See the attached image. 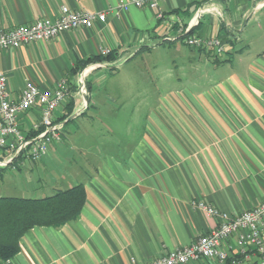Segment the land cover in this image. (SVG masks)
Listing matches in <instances>:
<instances>
[{"label": "crops", "instance_id": "obj_1", "mask_svg": "<svg viewBox=\"0 0 264 264\" xmlns=\"http://www.w3.org/2000/svg\"><path fill=\"white\" fill-rule=\"evenodd\" d=\"M121 1L0 0V30L53 18L62 6L107 11L104 24L0 51L12 100L26 82L46 89L65 79L70 88V98L54 113L59 120L71 112L61 141L39 161L17 160L12 170L23 171L29 183L36 175L37 198L78 184L85 190L77 219L59 228H31L3 264H144L217 226L193 202L235 216L264 201V0H164L153 9L130 7L117 19L109 9ZM188 36L218 38L223 56L189 47ZM177 42L206 69L204 83L187 87L185 98L175 90L160 93L139 121L142 91L117 92L106 72ZM105 51H115L116 60L74 73ZM128 111L131 118L122 116ZM38 119V108L20 116L22 131ZM5 175L0 170V179ZM12 179L5 178L10 188L16 186ZM229 246L227 241L222 249ZM243 264H259V257L250 254Z\"/></svg>", "mask_w": 264, "mask_h": 264}, {"label": "built area", "instance_id": "obj_2", "mask_svg": "<svg viewBox=\"0 0 264 264\" xmlns=\"http://www.w3.org/2000/svg\"><path fill=\"white\" fill-rule=\"evenodd\" d=\"M164 0H126L109 9L118 19L120 12L136 8H156ZM108 10V11H109ZM107 22V11H77L67 6L60 7L53 18H41L36 21L8 30H0V51L17 49L23 45L50 41L62 32L78 29H90L95 23ZM186 44L196 49H214L221 55L224 46L218 38H199L188 36ZM110 51L103 52L107 55ZM80 91L83 89V73L80 77ZM70 98L68 82L58 81L53 88H40L32 82H26L17 101L10 98L5 74L0 70V167L15 168V162L26 159L39 161L48 152L53 143L61 141L63 124L54 117L55 111ZM38 108L39 119L24 133L19 117ZM193 205L207 217L218 220L216 227L198 237L192 244L170 251L144 264H189L205 261V264H243L250 254L259 257L264 264V201L258 206L244 210L235 216L220 212L204 201ZM229 241L228 250L222 249ZM231 251V254L228 252Z\"/></svg>", "mask_w": 264, "mask_h": 264}, {"label": "rangeland", "instance_id": "obj_3", "mask_svg": "<svg viewBox=\"0 0 264 264\" xmlns=\"http://www.w3.org/2000/svg\"><path fill=\"white\" fill-rule=\"evenodd\" d=\"M190 51L189 47L181 42H177L170 46L159 45L152 47L148 51L139 53L130 63H120L117 61L118 63L115 65L116 69L106 72L108 75L110 73V76H113L112 80H109L107 84L112 85L117 92H120L118 91L120 89L127 88L130 90L142 91L144 100L140 101L142 102L141 107L143 106L142 108L145 114L142 115L139 113L140 121L141 117H146L148 109L152 107L155 103V97L160 93L166 94L175 90L185 98V95L181 92H185L187 87H198V89H200L204 83L202 80H205L204 74H207L205 73L206 69H203L202 65H198L197 62L191 58ZM133 101L135 102L136 99H132L131 102ZM130 105L131 104L126 107H132ZM134 114L136 115V112ZM115 116L116 115H114V117ZM118 116L119 115L116 117ZM122 116H129L131 118L132 114L129 112ZM54 164H56V162H54ZM59 166L57 172L60 170ZM5 171V178L13 177L12 180L16 186L10 188L5 178H3V180L0 179V196L27 198H37L40 196L39 191L34 194L32 193V190L38 186L36 175H33L29 183L23 171H13L11 167L7 168ZM16 187L19 190L24 189L25 191L18 192Z\"/></svg>", "mask_w": 264, "mask_h": 264}, {"label": "trees", "instance_id": "obj_4", "mask_svg": "<svg viewBox=\"0 0 264 264\" xmlns=\"http://www.w3.org/2000/svg\"><path fill=\"white\" fill-rule=\"evenodd\" d=\"M116 56L115 51H111L107 55L87 59L74 68V73L80 72L93 62H113ZM68 103L70 106L72 99ZM70 114V111L67 112L58 121L63 122ZM36 133L29 132V135ZM7 168L9 167H0V170L5 171ZM84 203L85 190L82 184L57 190L41 198L0 196V264L19 252L20 239L28 230L36 226L59 228L77 219Z\"/></svg>", "mask_w": 264, "mask_h": 264}]
</instances>
